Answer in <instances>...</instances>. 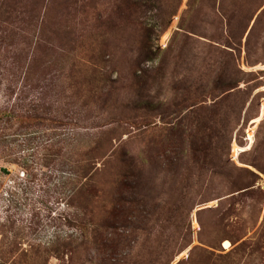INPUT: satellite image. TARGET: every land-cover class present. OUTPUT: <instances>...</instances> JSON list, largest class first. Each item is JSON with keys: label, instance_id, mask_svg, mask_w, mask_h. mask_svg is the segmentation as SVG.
Instances as JSON below:
<instances>
[{"label": "rangeland", "instance_id": "1", "mask_svg": "<svg viewBox=\"0 0 264 264\" xmlns=\"http://www.w3.org/2000/svg\"><path fill=\"white\" fill-rule=\"evenodd\" d=\"M37 2L51 42L0 49L6 247L60 233L48 264H264V0ZM111 133L131 168L85 159Z\"/></svg>", "mask_w": 264, "mask_h": 264}, {"label": "trees", "instance_id": "2", "mask_svg": "<svg viewBox=\"0 0 264 264\" xmlns=\"http://www.w3.org/2000/svg\"><path fill=\"white\" fill-rule=\"evenodd\" d=\"M37 0H33L31 5L30 3H24L23 0H0V49L1 45L5 44V49L8 46L16 45L13 41L15 38H21L22 42L25 43L26 40L31 39L30 47H32L33 51L42 48L43 42L49 43L51 42L49 39H46L44 36L46 34V26L49 24L50 20L54 18V16L50 15L46 12L44 15L42 14V9H38ZM62 16L57 17L56 28L62 29V36L56 31L51 30L52 34L55 35L57 40V44H50V49L57 51V49L64 51L68 49L69 46V6L63 7ZM60 31V30H59ZM52 39H54L52 37ZM47 47V45H46ZM14 49V48H13ZM14 52L13 57L16 59L18 55L22 53L20 51V47H16V49L12 50ZM101 87H97L94 91V97L97 103L101 104V97L96 96L99 94ZM105 96L104 99H106ZM112 135L108 136H100L97 140L94 141L91 145L85 146L84 157L86 160L91 161L92 159H101L105 156L114 157L117 164H121L123 166H127L129 168L133 165V160L129 156V153L122 152L118 150V145L115 140V133H111ZM59 150L58 152H60ZM88 163L87 165H89ZM92 171L89 166H83L81 169L82 176L91 178ZM125 180V179H124ZM123 180V181H124ZM122 182V181H120ZM86 187V186H84ZM79 191L83 189V184L78 188ZM122 201L129 202V198L117 199L114 201L113 207L110 209V215L112 219L115 221L118 220L121 215H127L128 207L123 208L119 203ZM19 229L16 226L14 221H11L8 229L5 224L2 229V241L0 244V264H28L32 262H39L40 264H48L49 257L52 255L60 258L66 250L72 246L73 240L71 235L62 236L60 233L55 234L54 238L50 241L44 242L40 241L36 244L30 245L29 248H19L16 245V248L6 247L5 240L8 237V232L14 230V228ZM243 235H240L237 240H240ZM233 240V238L231 239ZM234 242V240H233Z\"/></svg>", "mask_w": 264, "mask_h": 264}]
</instances>
